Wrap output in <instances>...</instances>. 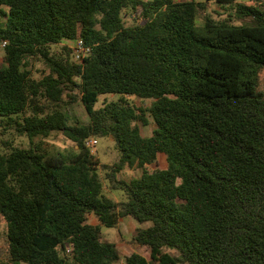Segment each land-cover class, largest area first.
Instances as JSON below:
<instances>
[{
    "label": "trees",
    "instance_id": "1",
    "mask_svg": "<svg viewBox=\"0 0 264 264\" xmlns=\"http://www.w3.org/2000/svg\"><path fill=\"white\" fill-rule=\"evenodd\" d=\"M208 1L0 0V264H264V0ZM133 98L152 99L150 136ZM75 103L88 123H68ZM53 133L73 149L33 142ZM101 137L112 164L87 145ZM127 216L150 224L130 237L150 259L105 240Z\"/></svg>",
    "mask_w": 264,
    "mask_h": 264
},
{
    "label": "rangeland",
    "instance_id": "2",
    "mask_svg": "<svg viewBox=\"0 0 264 264\" xmlns=\"http://www.w3.org/2000/svg\"><path fill=\"white\" fill-rule=\"evenodd\" d=\"M177 1H184V0H177ZM238 1L243 3L249 2V0H238ZM208 3L210 4L208 11H212L213 9H215L220 13H224V15L227 13L226 11H223V9L219 7V5L216 3V0H210L208 1ZM203 15L204 14L200 15L198 23L202 22ZM247 22L248 21H246V23ZM65 44L72 49L74 42L73 41L66 42ZM2 48H3V43L0 45V60L2 58V53H3ZM71 59L74 60L73 56H71ZM42 70H44V65L41 62L38 61L32 62V72L36 77H40L42 75ZM260 89L264 90V74L261 79ZM117 99H118V95L115 94L101 95L98 98L97 102L95 103V108H100L103 106L104 103ZM133 101L136 105H138L145 111L152 104V99L133 98ZM64 112L66 114L67 121L70 124L83 125L89 122V116L84 106L81 103H75L66 106ZM144 113H145V118L147 120V124L143 125L141 122H139L138 126L140 127L143 136H150L153 134V131L156 128V124L149 112L146 111ZM33 142L36 144H40L43 151L47 153L65 152L73 149L74 147L73 143L70 140H68L66 137H64V135L61 133H53L52 136H50L49 138L36 137L35 139H33ZM29 143L30 141L26 137L15 138L16 145L22 147H28ZM92 151L95 154V156L100 160V162L104 164L114 163L119 155L115 147V142L109 137L97 138V145ZM166 167H167L166 158L163 154H161L159 156L158 163L148 166V169L152 171L156 168L164 169ZM140 175H141L140 170L128 169L120 174V178L132 179V178H138ZM105 192L109 194V197L115 199L116 201H125V195L120 190H113L112 192L109 193V191L106 189ZM135 222L137 221L135 220ZM4 224L5 222L0 216V246H3L5 244L4 238H5V231L7 226ZM149 225L150 224H144L143 227H147ZM133 229L134 226L127 223L126 225H124V227L122 226L123 236L122 235L111 236V234L113 233L117 235V231L113 228L111 229L107 227H102V232L105 236V240L115 243L122 255L136 251L144 255L148 259H150V251L148 248L146 247L141 248L138 247L137 245L130 243V237ZM21 264H27V263H21Z\"/></svg>",
    "mask_w": 264,
    "mask_h": 264
},
{
    "label": "built area",
    "instance_id": "3",
    "mask_svg": "<svg viewBox=\"0 0 264 264\" xmlns=\"http://www.w3.org/2000/svg\"><path fill=\"white\" fill-rule=\"evenodd\" d=\"M5 45L6 44L3 43V46H5ZM72 50H73L74 59L77 62H82L84 60V58L89 56V54L91 52V48L88 45H86L82 39H78L74 42ZM87 145L93 150L95 148V146L97 145V139H95V138L90 139L87 142ZM68 252H70V250H68ZM122 264H124V263H122Z\"/></svg>",
    "mask_w": 264,
    "mask_h": 264
},
{
    "label": "crops",
    "instance_id": "4",
    "mask_svg": "<svg viewBox=\"0 0 264 264\" xmlns=\"http://www.w3.org/2000/svg\"><path fill=\"white\" fill-rule=\"evenodd\" d=\"M177 1V0H176ZM3 219V218H2ZM4 220V219H3ZM5 222V221H4ZM89 223L90 224H92V225H96L98 222H97V220H96V218L93 216V215H89ZM131 224V225H133L134 226V228H136V227H143V225L142 224H138L137 222H135V220L132 218V217H130V216H127V217H124V218H122L121 220H120V223H119V225H118V227L117 228H113V229H115L116 231H117V235L116 234H111V236H123V230H122V226L124 227V225H126V224ZM4 225H6V222H5V224ZM112 229V228H111ZM5 233H6V231H5ZM118 248V247H117ZM122 249V248H121ZM119 250V249H118ZM134 252H136V251H134ZM139 253V252H138ZM124 255H127V254H124ZM142 255V254H141ZM144 256V255H143ZM145 257V256H144ZM147 258V257H146Z\"/></svg>",
    "mask_w": 264,
    "mask_h": 264
}]
</instances>
